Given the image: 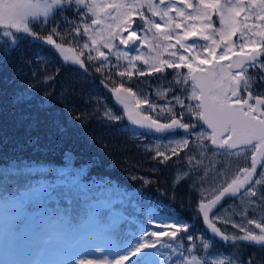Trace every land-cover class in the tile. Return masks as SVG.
I'll list each match as a JSON object with an SVG mask.
<instances>
[{"label":"snow or ice","instance_id":"6c2138e0","mask_svg":"<svg viewBox=\"0 0 264 264\" xmlns=\"http://www.w3.org/2000/svg\"><path fill=\"white\" fill-rule=\"evenodd\" d=\"M25 43L42 47L24 60ZM45 45L85 76L95 65L100 86L113 99L109 104V96L90 94L92 111L111 124L130 122L121 133L157 165L179 161L177 175L199 197L196 215L185 219L157 201L149 202L142 219L129 222L110 206L105 214L86 203L76 214L71 208L49 213L26 236L20 209L27 211L31 196L41 203L50 199L54 188L28 185L11 197L13 213L0 218V264H253L244 249L264 248V0H0V65L17 53L21 63L46 67ZM154 74L160 75L152 98L140 82L137 91L125 86V78ZM38 90L29 84L8 95L14 133L0 129V147L7 142L14 152L39 153L71 134L72 125L47 107V88L33 104ZM75 120L83 123L84 115ZM248 154L250 166L231 175L224 162L205 163L211 156ZM16 160L0 168L5 179L39 171ZM81 194L91 199L86 186ZM225 198L238 202L232 215L239 220L225 215ZM0 200H9L8 191Z\"/></svg>","mask_w":264,"mask_h":264},{"label":"trees","instance_id":"16d2710c","mask_svg":"<svg viewBox=\"0 0 264 264\" xmlns=\"http://www.w3.org/2000/svg\"><path fill=\"white\" fill-rule=\"evenodd\" d=\"M41 47L39 43H25L22 45L23 59H30ZM43 51L48 54V60L51 61L46 67L43 63H21V57L17 53L13 54L11 62L0 65V90H3V97L0 98V129L6 136H12L14 133L11 127L12 115L8 95L13 90L22 89L29 84L39 86L34 105L41 102L47 88L49 110L72 125L71 134L52 150H42L39 153L31 150L23 153L14 152L7 142L5 146L0 147V168H11L12 164L18 163L16 156H19L21 160L39 169L24 176H11L8 179H5L3 171H0V194L8 191L9 196L8 201L0 200L4 204L14 202L11 199L14 194L27 192L28 185L32 188H39L41 184L45 187L48 185L54 187L50 199L45 198L41 203L35 196H31L32 203L25 205L27 211L20 209L18 222L22 224L25 232H28L27 236L31 235L33 225L38 224L49 213L59 210L60 213L66 214L65 210L71 208L73 214H76L85 210L86 203L95 204L105 214L110 206L117 216L123 215L131 222L142 219L141 212L146 211L150 206L149 202L162 201L170 204L181 217L191 220L196 215L199 197L196 192L190 190V181H181V177L177 175L180 162L176 161L173 164V161H169L167 166L157 165V162L150 158L151 153L138 147L137 141L128 134L121 133V125L128 124L125 120L111 124L102 114L92 111L90 94L96 95L99 92L102 96H109V93L100 86L103 77L95 72V65L85 76L75 68L62 64L61 59L51 52L50 46H43ZM249 71L254 72L252 69ZM31 73H37V76L34 77ZM158 75L160 74L145 77L134 75L131 81L125 78V86L137 91L136 85L140 82L152 98L157 86L155 77ZM48 77L55 79L49 83H41ZM115 82L120 83V78L116 77ZM112 99L109 96V104H112ZM102 111L101 109V113ZM116 111L120 112V108ZM78 114L84 115L83 123L75 120ZM249 155L247 157L216 155L211 156L205 163L211 162L213 166H217L219 162H224L231 175L240 167L249 165ZM146 180L151 182L145 183ZM84 186L91 197L88 201L82 198V194L77 195ZM173 196L174 200L170 198ZM70 200L72 203H69ZM237 203L228 198L223 201L224 207L228 208L225 215L239 220L238 216L232 215V212L238 211ZM16 206L14 202L12 209ZM247 215L251 216L252 212ZM193 222L197 229L204 230L201 219L197 218ZM218 226L229 233L235 231L230 224ZM217 245L220 248L224 247L218 240ZM249 256L253 257V264H264V248L246 247L244 259L247 260Z\"/></svg>","mask_w":264,"mask_h":264},{"label":"rangeland","instance_id":"374dc122","mask_svg":"<svg viewBox=\"0 0 264 264\" xmlns=\"http://www.w3.org/2000/svg\"><path fill=\"white\" fill-rule=\"evenodd\" d=\"M102 2H103V0H102ZM193 2H195V0H193ZM213 21H214V26L219 27L218 20L216 17H213ZM234 39H236V38L234 37ZM201 43H203V42H201ZM143 51L147 52V47H145L143 49ZM164 56L166 57L167 54L165 53ZM140 65H141L140 67H143L142 64H140ZM257 171L259 172V169ZM14 202L9 203L7 207H5L4 204L2 205L0 203V218H3L5 215H10L13 213L14 208L12 209V206L14 205ZM22 220H24V219H22Z\"/></svg>","mask_w":264,"mask_h":264},{"label":"flooded vegetation","instance_id":"af4514ba","mask_svg":"<svg viewBox=\"0 0 264 264\" xmlns=\"http://www.w3.org/2000/svg\"><path fill=\"white\" fill-rule=\"evenodd\" d=\"M248 164H249L248 166H250V155H249V162H248ZM243 167H246V166H243Z\"/></svg>","mask_w":264,"mask_h":264},{"label":"water","instance_id":"95a60500","mask_svg":"<svg viewBox=\"0 0 264 264\" xmlns=\"http://www.w3.org/2000/svg\"><path fill=\"white\" fill-rule=\"evenodd\" d=\"M125 121L129 124L130 122H128L126 119H125Z\"/></svg>","mask_w":264,"mask_h":264}]
</instances>
